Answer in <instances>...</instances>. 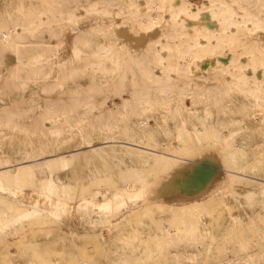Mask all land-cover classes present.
I'll return each mask as SVG.
<instances>
[{
	"label": "bare ground",
	"instance_id": "1",
	"mask_svg": "<svg viewBox=\"0 0 264 264\" xmlns=\"http://www.w3.org/2000/svg\"><path fill=\"white\" fill-rule=\"evenodd\" d=\"M39 17V24L45 28L44 44L50 50L56 49L61 34L89 49L95 42L90 37L93 32H113L123 39L150 36L153 41L146 45L150 55L142 58L145 60L129 57L133 60L127 65L132 69L131 76H142V84L138 83L140 79L137 82L142 87L132 86L124 76L125 70L116 72V65L97 53L60 78L57 71L51 76L40 64L31 63L27 87L41 85L42 81H46L44 87H50L45 91L60 86L82 87L95 71L109 87H101L96 81L89 93L76 94L77 98L59 94L55 100L62 110L42 119L32 117L36 89L28 93L27 110L1 104L6 109H0V178L19 176L44 183L51 177V164L85 160L114 150L127 154V160L143 158L145 163L152 160L219 174L264 194L263 142L251 143L254 150L246 156L230 145L233 135L244 132V127L246 133L255 135L254 139L260 131L256 129L262 126L255 118H241L229 111L239 101L238 96L256 95L251 87L264 89V0H46L45 12ZM85 23L98 27L90 31ZM35 33V28L18 22L0 26V63L17 61L15 70H0L1 88L10 85L13 93L25 91L20 62L32 56L22 50L26 36ZM129 49L134 50L132 46ZM147 60L152 64L144 63ZM6 94L4 88L0 89V99L7 98ZM258 95L251 103L264 108V95ZM87 101H93L94 106L88 108ZM143 117L151 121L145 123ZM5 129L9 135L1 134ZM204 134L206 138L202 139ZM196 149L213 160L186 155ZM102 190L94 188L88 193L92 204L107 201L108 192ZM204 224L187 215L182 237H164L167 234L163 233L159 238L154 236L155 245L141 241V249L130 242L117 253L115 261L146 264L162 251L159 245L167 243L177 247L168 252L171 256L195 262L196 256L207 249L202 244L206 239L199 236V231L210 227V223ZM207 240L206 252L211 253L207 264H248L247 251L212 260L214 243ZM255 261L264 263V250L256 252Z\"/></svg>",
	"mask_w": 264,
	"mask_h": 264
},
{
	"label": "rangeland",
	"instance_id": "2",
	"mask_svg": "<svg viewBox=\"0 0 264 264\" xmlns=\"http://www.w3.org/2000/svg\"><path fill=\"white\" fill-rule=\"evenodd\" d=\"M45 6L46 0H0V26L18 22L36 31L33 36H26L22 50L23 54L32 56V59L20 62L24 67L20 80L25 91L13 93L10 85L2 87L7 91V98H1L0 105L10 104L16 109L26 107L27 110L28 93L36 89L32 117L42 119L62 110L61 103L55 100L59 94L77 98L76 94L89 93L96 81L101 87H109L105 79L98 78L97 71L89 74L87 84L82 87L60 86L45 91L50 88L43 86L46 81L27 87L31 63L40 64L51 76L57 71L60 78L79 63L89 61L94 53L115 64L116 72L124 73L125 70L124 76L132 86L142 84L143 77L133 79L132 69L127 65L129 61L133 62L129 57L145 60L142 58L150 55L146 46L153 41L150 36L135 40L117 37L113 32H93L90 37L95 42L87 49L74 38L61 34L56 49L50 50L44 44V25L38 22ZM84 26L90 31L98 27L89 23ZM131 46L134 50L129 49ZM16 63V60L1 61L0 70H15ZM144 63L149 65L152 61ZM87 68L91 71L89 66ZM251 88L255 89L256 95L238 96L239 101L229 108L241 118H255L259 127L262 126L256 129L260 131L254 139L255 135L246 133L245 127L244 132L233 135L235 138L230 145L245 156L253 152L250 145L255 140L263 142L260 148L264 151V108L251 103L258 93V98L264 95V89ZM113 101L116 102V98ZM86 105L88 108L94 106L93 101H87ZM4 108L0 106V109ZM143 118L145 123L151 121ZM208 118L205 114V119ZM4 133L9 135L6 129L1 131ZM203 136L202 139L206 138V134ZM262 151H259L261 156ZM186 155L213 160L200 149ZM127 157L120 151L105 150L85 160L54 163L49 165L51 177L44 183L19 176L0 178V264H117V253L126 249L130 242L136 249H141L144 246L141 241L155 245L154 236L159 238L163 233L167 234L164 237L174 238L185 235L182 226L187 215L197 218L203 225L210 223L209 229L199 231V236L206 239L202 244L207 249V239L213 240L212 260L248 252V264H256V252L264 250V194L255 193L252 187L236 185L219 174L186 166L161 165L152 160L145 163L143 158L127 160ZM94 188L108 192L106 202L95 205L89 201L88 193ZM159 246L162 251L155 253V258L146 264H207V256L211 255L206 249L196 256L195 262H189L168 253L177 249L174 244Z\"/></svg>",
	"mask_w": 264,
	"mask_h": 264
}]
</instances>
